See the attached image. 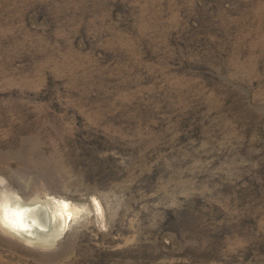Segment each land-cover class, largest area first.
I'll use <instances>...</instances> for the list:
<instances>
[{
  "label": "rangeland",
  "instance_id": "rangeland-1",
  "mask_svg": "<svg viewBox=\"0 0 264 264\" xmlns=\"http://www.w3.org/2000/svg\"><path fill=\"white\" fill-rule=\"evenodd\" d=\"M0 264H264V0H0Z\"/></svg>",
  "mask_w": 264,
  "mask_h": 264
},
{
  "label": "bare ground",
  "instance_id": "bare-ground-1",
  "mask_svg": "<svg viewBox=\"0 0 264 264\" xmlns=\"http://www.w3.org/2000/svg\"><path fill=\"white\" fill-rule=\"evenodd\" d=\"M8 204H11V202ZM43 207L37 205V203L22 204L16 202L11 206H5L2 220L11 230L20 236L32 237L33 234L38 233L40 230H48V234L51 233V236L54 237L61 231L62 227H60L61 225H58L57 229L56 227H52L48 208L45 205Z\"/></svg>",
  "mask_w": 264,
  "mask_h": 264
}]
</instances>
